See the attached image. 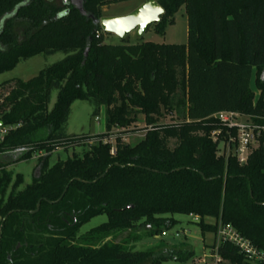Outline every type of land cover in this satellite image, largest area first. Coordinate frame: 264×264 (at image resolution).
Segmentation results:
<instances>
[{"label":"trees","instance_id":"1","mask_svg":"<svg viewBox=\"0 0 264 264\" xmlns=\"http://www.w3.org/2000/svg\"><path fill=\"white\" fill-rule=\"evenodd\" d=\"M124 1L84 0L87 17L70 0H0V75L38 55H66L28 81L0 84V129L8 128L0 143V264L178 260L164 246L131 247L172 229L177 214L199 217L203 234L231 226L264 253V140L240 164L219 153L237 129L213 117L234 112L264 125V0H157L165 13L155 32L165 35L184 6L187 44H107L103 7ZM78 100L96 118L106 108L104 134L66 135ZM165 113L177 119L161 124ZM140 115L146 134L130 145L122 136ZM76 147L89 148L47 166L54 151ZM42 151L36 178L19 190L24 179L13 182L8 168ZM100 215L107 222L82 234ZM217 255L219 264H252L229 242Z\"/></svg>","mask_w":264,"mask_h":264},{"label":"rangeland","instance_id":"2","mask_svg":"<svg viewBox=\"0 0 264 264\" xmlns=\"http://www.w3.org/2000/svg\"><path fill=\"white\" fill-rule=\"evenodd\" d=\"M147 0H129L120 2L117 4H112L107 7H103L104 17H119L125 16L137 8H139ZM150 28V27H149ZM148 28V29H149ZM125 38L129 39L132 44L142 43V42H153L157 44H187L188 43V19L184 6L179 10L175 16L174 25H170L166 34L162 35L156 33L154 26H151L149 30H146L142 36H138L134 31ZM105 43L107 44H121V38L116 35H107L105 37ZM66 57L63 53H56L50 56L38 55L27 61L20 62L16 68L10 72L0 75V84L9 80L21 79L23 81H28L39 73L60 61ZM252 89L257 92L255 80L253 78ZM258 94V92H257ZM57 98V92L53 93V99L51 107H53ZM94 106L87 101L78 100L72 105V113L69 118V122L65 128V133L69 137L74 136H91L97 137L106 132V108L101 109V113L96 117H93ZM177 119L176 114L170 116L165 113L161 118V124H170ZM145 123L143 117L139 116V122L133 126L134 129L131 132L123 134V139L126 143L130 145H136L140 142L146 132ZM119 130L115 129L111 137L108 139L112 144H115V139L119 136ZM96 139L91 140L88 144L92 145L96 142ZM171 147H174V142L171 143ZM89 147H76L65 150L61 148L54 151L47 159V166L52 167L60 161H66L70 158L76 156H83L84 152L88 150ZM233 149V148H232ZM228 151L224 147V143L219 144V153L228 154ZM233 151V150H232ZM47 156L45 151L37 152L28 160L21 161L14 164L8 168L13 174V182L16 177L22 176L24 179L23 185L19 190H24L27 186L31 185L36 178V173L42 159ZM12 191V184L8 189L7 196ZM171 217V215H169ZM177 223L175 226L164 231L161 235L155 237H146L142 235V239L136 243H132L131 247L134 251H149L156 247L164 246L170 250H176L181 256L180 259H170L168 261H163L161 264H218L217 250L216 247L219 244L218 234L212 232L202 233L201 227L199 225L201 219L195 216L188 215H173L172 216ZM108 220L106 215H100L92 219L89 223L85 224L81 228V233L84 234L93 228L106 223ZM205 224H215L216 220L211 217L204 218Z\"/></svg>","mask_w":264,"mask_h":264},{"label":"built area","instance_id":"3","mask_svg":"<svg viewBox=\"0 0 264 264\" xmlns=\"http://www.w3.org/2000/svg\"><path fill=\"white\" fill-rule=\"evenodd\" d=\"M218 119L228 129H237V135H229L226 139L220 140L219 132L213 135L214 140H220L224 143V147L229 150L225 156L235 155L240 164H245L248 161L252 151L258 149L264 140V125L254 122L251 116L241 115L234 112H220L213 116ZM99 119L98 117L96 118ZM8 128L0 129V143L4 140ZM233 148V149H232ZM233 150V151H232ZM219 244L229 242L238 247L247 260L252 264H264V253L259 251L251 242L242 237L233 227L220 225L218 230ZM218 264L221 259L217 255Z\"/></svg>","mask_w":264,"mask_h":264},{"label":"water","instance_id":"4","mask_svg":"<svg viewBox=\"0 0 264 264\" xmlns=\"http://www.w3.org/2000/svg\"><path fill=\"white\" fill-rule=\"evenodd\" d=\"M65 2L67 3V0H65ZM70 4L78 9L81 14L87 16L84 9V0H70ZM164 13L165 10L157 0H147L139 8L128 15L103 17L99 23L105 33L113 34L123 39L126 35H129L134 31L138 36H142L149 26L156 24L161 20ZM40 205L41 203L39 202L34 213L39 211Z\"/></svg>","mask_w":264,"mask_h":264}]
</instances>
